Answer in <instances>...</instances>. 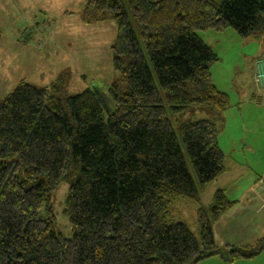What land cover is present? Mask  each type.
<instances>
[{
	"label": "trees",
	"instance_id": "16d2710c",
	"mask_svg": "<svg viewBox=\"0 0 264 264\" xmlns=\"http://www.w3.org/2000/svg\"><path fill=\"white\" fill-rule=\"evenodd\" d=\"M124 3L159 84H154ZM84 19H112L117 79L107 92L62 96L20 81L0 103V264H201L222 257L211 223L235 206L217 190L198 237L173 219L179 199L199 204L172 122L200 187L225 171L218 145L231 106L210 68L218 62L198 32L233 30L264 42V0H85ZM197 107L209 119L182 121ZM220 127V128H219ZM74 179L56 231L51 198ZM260 243V242H259ZM264 245V239H263ZM230 263L262 249L226 246Z\"/></svg>",
	"mask_w": 264,
	"mask_h": 264
},
{
	"label": "rangeland",
	"instance_id": "374dc122",
	"mask_svg": "<svg viewBox=\"0 0 264 264\" xmlns=\"http://www.w3.org/2000/svg\"><path fill=\"white\" fill-rule=\"evenodd\" d=\"M14 1H19L21 13L13 6ZM44 3H47V9L38 7ZM69 5L74 12H68L67 15L70 16L65 19L60 15L61 10L67 9ZM84 7L85 0H0V103L15 90L20 81L37 88H47L51 95V87L59 77H64L62 96H57L55 101H48L49 105L56 104L60 98L73 97L86 90L105 93L117 82L112 71L110 52L116 37V25L112 19L88 23L83 17ZM124 8L154 84L159 89L138 28L125 3ZM43 10L46 15L40 13ZM25 35H28L27 42L24 41ZM197 36L218 57V62L210 68L211 75L217 88L227 94L230 100L226 120L231 123L218 135V145L225 156V171L215 181L200 187L185 153L178 127L172 122L178 146L197 190L199 204L189 199H179L173 202L171 213L175 221L184 223L199 239L197 210L202 207L209 215L217 190H225L227 198L237 202L238 206L235 208L244 207L245 204H242L248 200L247 206L252 209H246L244 227H232L237 222V216L230 219L231 213H227L217 223H211L212 230L223 257L228 256L227 245L242 248L244 244L249 248L247 252H255L262 245L257 263L264 264V238L260 241L257 239L261 235L258 232L264 230V183L258 182L259 177L264 176V100L260 104L249 101L242 105L236 95L243 90L244 85L240 81L244 77H249L251 86H254V77L251 76L250 65L246 60L250 61L255 51L253 46L244 43L251 39H243L231 29L222 33L198 32ZM260 76L264 79V71ZM255 79L259 81V85L262 84V80L257 77ZM254 105L257 106L256 109ZM209 118L208 113L193 107L184 113L182 121ZM221 124H225V115ZM73 181L74 179L63 182L51 198L56 231L66 239L72 237V232L68 219L62 212ZM256 182L258 185H255ZM233 210L230 212H234ZM207 264L217 263L214 261Z\"/></svg>",
	"mask_w": 264,
	"mask_h": 264
},
{
	"label": "crops",
	"instance_id": "0c3cea01",
	"mask_svg": "<svg viewBox=\"0 0 264 264\" xmlns=\"http://www.w3.org/2000/svg\"><path fill=\"white\" fill-rule=\"evenodd\" d=\"M46 1V0H45ZM54 1V0H52ZM62 1H69V0H62ZM78 1V0H77ZM13 6L16 7L17 11L19 10L20 12V9H19V1H14L13 3ZM38 7H43L45 9L48 8V5L47 3H44V4H41L39 5ZM14 8V7H13ZM13 8H11V10H13ZM54 12L60 14L59 12H57L56 10H54ZM68 12H74L71 10V7L70 5L68 6L67 9H62L61 10V16L65 19H67L70 15H67ZM21 13V12H20ZM41 14L43 15H46L45 11H40ZM42 15V16H43ZM44 17V16H43ZM11 18H14V17H11ZM46 18V17H44ZM88 29H89V26H88ZM27 37L28 35H25V39L24 41L27 42ZM96 39V38H95ZM249 41V42H248ZM244 43H248V45L250 46H253V49L255 51V55L252 56L251 60L250 61H247L246 60V63H249V68H250V72H251V76L254 77V86H251V79H249V77H244L241 81H240V84H243V90H241L239 93H237L236 95H238V99L240 100V102H242V105L248 103L249 101L253 102V101H256L258 104L262 103L263 100H264V80H262V84L259 85L258 82L256 81L255 77L258 76V74H260L261 72L264 71V64L262 62H260L262 59H264V42H261L260 40H256V39H251V40H247L246 42ZM246 59H249V58H246ZM211 72V70H210ZM212 76V75H211ZM212 80H214L213 76H212ZM258 86H257V85ZM216 86V85H215ZM217 88V86H216ZM218 89V88H217ZM219 90V89H218ZM220 91V90H219ZM222 92V91H220ZM224 93V92H223ZM235 95V96H236ZM241 104V103H240ZM255 109L257 108V106H255ZM230 107L225 111V124H223V127L221 130H225L229 124L231 123L230 121H227L226 120V115L227 113H229V110ZM233 111V110H231ZM256 121V120H255ZM221 132V131H220ZM262 182L264 183V176L263 177H259L258 179V182ZM256 182L255 185H258ZM253 188V186H252ZM253 189H256V188H253ZM252 189V190H253ZM231 202H235V206H238L237 205V202L236 201H231ZM249 203V201H245L242 205L245 204V206H241L239 208H235V206L233 208H231L229 211H227L224 215H226L227 213H231L230 214V219L233 217V216H237V222L232 226V227H236V228H239V227H244L246 225V219L247 217L244 216L245 215V212H246V209L247 210H250L252 209L251 207H248L247 204ZM239 204V203H238ZM235 208V210H233ZM234 211V212H230V211ZM223 215V217H224ZM249 221H252L251 219H249ZM257 231V230H256ZM258 234H261L259 237H257L258 241H260L262 238H264V230L260 231V233L258 232ZM216 242V241H215ZM217 244V243H216ZM218 246V245H217ZM227 246H230V245H227ZM219 247V246H218ZM243 247H247V246H244V244L242 245V248ZM220 249V247H219ZM222 252V251H221ZM223 255V254H222ZM258 256V255H257ZM257 256L254 257V258H251V259H242V260H238L234 263H230L228 258L227 257H219V258H213V259H210V260H206V261H203L201 264H207V263H213L215 261V263L217 264H258L257 263Z\"/></svg>",
	"mask_w": 264,
	"mask_h": 264
},
{
	"label": "built area",
	"instance_id": "2783aa9c",
	"mask_svg": "<svg viewBox=\"0 0 264 264\" xmlns=\"http://www.w3.org/2000/svg\"><path fill=\"white\" fill-rule=\"evenodd\" d=\"M263 60H264V59H263ZM263 60H261L260 62H262V63L264 64V61H263ZM261 76H263V75H261ZM261 76H260V74H259V75L257 76V78H259V80H264L263 77H261ZM257 82H259V81H257Z\"/></svg>",
	"mask_w": 264,
	"mask_h": 264
}]
</instances>
